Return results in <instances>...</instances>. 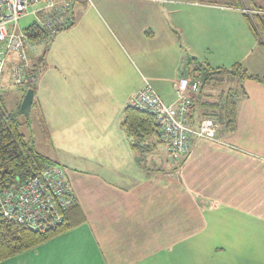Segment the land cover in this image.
Listing matches in <instances>:
<instances>
[{"label":"crops","instance_id":"crops-1","mask_svg":"<svg viewBox=\"0 0 264 264\" xmlns=\"http://www.w3.org/2000/svg\"><path fill=\"white\" fill-rule=\"evenodd\" d=\"M142 1L122 0L100 19L109 45L88 24L77 23L72 11L73 25L63 32L70 41L52 48L53 38L41 64L32 65L28 117L33 113L47 125L53 153L62 144L55 157L42 155L64 168L85 220L34 248L28 259L17 255L0 264L16 259L27 264H201V254L213 259L221 249L230 252L232 264H264V85L244 81L235 131L218 130L215 142L191 138L183 163L170 160L157 139L144 153L135 152L121 123L128 98L146 77L130 81L126 67L137 74L130 62L135 68L141 54L159 51L151 48L153 4ZM173 1L167 4L178 3ZM241 1V8L232 6L233 0L190 3L197 37L185 39L180 53H174L179 60L167 77L150 83L163 103L175 101L184 52L211 67L227 66L230 43L246 30L243 13L257 12ZM167 21L165 14L160 17L159 32ZM257 51L244 55V65L250 74L263 76L264 51Z\"/></svg>","mask_w":264,"mask_h":264},{"label":"built area","instance_id":"built-area-1","mask_svg":"<svg viewBox=\"0 0 264 264\" xmlns=\"http://www.w3.org/2000/svg\"><path fill=\"white\" fill-rule=\"evenodd\" d=\"M38 4L40 6L32 13L36 16L37 25L46 31V37L69 24L71 0H0V77L7 56L15 54L17 61L12 63L10 80L25 90L34 84V77L28 71L27 50L31 45L26 32L18 29V21L30 7ZM198 85V81L178 77L174 82L175 101L165 104L151 84L144 80L142 87L127 100L128 106L153 115L169 159L179 164L189 156L191 138L216 141L218 125L213 119H202L196 128L186 122L191 98L197 93ZM74 202L64 168L48 165L33 176L17 177L10 188L0 191V217L34 231L47 232L61 226L66 210Z\"/></svg>","mask_w":264,"mask_h":264},{"label":"trees","instance_id":"trees-1","mask_svg":"<svg viewBox=\"0 0 264 264\" xmlns=\"http://www.w3.org/2000/svg\"><path fill=\"white\" fill-rule=\"evenodd\" d=\"M233 1L232 6L237 8L243 6L241 0ZM171 2L174 1L170 0L168 3ZM69 13V24L65 28H59L57 32L69 29L73 25L71 20L72 3ZM243 14L249 24L250 22L254 23L264 41V13L250 12L247 14L244 12ZM24 31L29 41L33 43L46 37V31L39 27L37 22L32 23ZM260 45L264 51V42H261ZM27 53L29 60L32 59L30 50H27ZM45 54L46 52L39 58V62L44 60ZM181 67L179 77H189L188 75H190L191 81L199 83L198 91L191 98V105L186 115L187 124L193 128H196L202 119L210 118L217 123L218 130L222 133H233L236 129L239 100L246 95L243 82L252 80L264 85V75L250 74L239 63L233 64L230 68L211 67L192 57L185 58ZM31 74L34 77V73ZM33 86L34 84L29 88H33ZM20 125L18 112L7 109L0 93V191L10 188L17 177L33 176L43 167L56 164L35 150L20 132ZM121 127L131 139L132 149L138 154L148 150L152 140L157 139L159 142L161 140L160 131L153 115L145 110L127 105ZM84 220L85 217L76 202L66 210L61 226L47 232L34 231L13 220L0 217V262L34 249L55 235L83 223Z\"/></svg>","mask_w":264,"mask_h":264},{"label":"rangeland","instance_id":"rangeland-1","mask_svg":"<svg viewBox=\"0 0 264 264\" xmlns=\"http://www.w3.org/2000/svg\"><path fill=\"white\" fill-rule=\"evenodd\" d=\"M142 1V0H140ZM177 1V0H176ZM195 0H178V3H181V6H178L179 4H161V3H154L148 0H143L142 2H147L153 4L152 8V21H153V30L156 33L155 40L151 41V48L158 52H154L153 56L141 54V59L135 60V68L133 67V64L130 62V65L133 69H135L137 74H133V70L127 65L126 71L129 73L130 81H137L138 76L137 75H143L146 77V81H150L149 84L152 82V79L156 78H164L167 77L168 74L172 70L173 61L175 60V64L179 60V56H174V53L177 54L180 53V47L183 46V42L185 39L187 41H190V37L197 34L199 28H198V20H192L193 16L191 14V5L190 3ZM246 2V7L249 8V11L251 10H257L256 13H264V0H243ZM122 2V0H71L72 3V11H73V17L74 20L79 23L81 22L85 26L88 24L90 29L95 32L96 36L100 39L102 42H104L106 45H109V38H107L106 35H108V32L101 26V18L107 19L108 13L114 12L115 8L112 9V5H116L118 3ZM38 5H34L29 8L26 15H24L20 20L18 21V29L25 30L28 28L32 23L36 22V16L32 13V11L36 8H38ZM161 7V11H160ZM176 7H182L183 9L179 14H175ZM158 11L162 12V14H159ZM248 12V11H247ZM118 14V12H116ZM166 15L168 21L167 25L165 27V31L159 32L160 29V17ZM162 15V16H161ZM255 15V14H254ZM177 18V21L175 23V19ZM254 18V16H253ZM190 20H192L190 22ZM183 21L185 23H181V25L177 22ZM209 19L205 20V22L209 25ZM255 21V20H254ZM195 25H194V24ZM246 23V30L243 31V33L235 34L236 36L233 38H229L232 40L230 43V50L228 52L230 53V58L227 60V68H230L233 64L239 63L244 68V62L245 57L244 55L248 52L253 51V56L256 55L257 52H260L259 50H262L260 43L263 41V36L258 32L257 28L254 26V23L250 22L248 23L247 20H245ZM213 25V22H212ZM212 29L213 27L209 25ZM176 27H179L182 31H179ZM68 29H63L61 31H58L56 34L52 36L44 37L35 43L30 42L31 47L28 49L32 52L31 58L29 60V73H31L30 69H33L32 65L36 64L40 65L41 62H39V57L43 56V54L47 51L48 48L51 46V42L53 41V38L56 37V43L52 46V48H61L58 47V44H66L68 41V38L63 32H66ZM197 37V36H196ZM206 37L203 35H199L198 40L202 41L205 40ZM203 44V43H200ZM209 44V41L207 40V45ZM205 45V44H203ZM143 43H138V49H144ZM166 51L167 55H165L163 52ZM163 55H161L160 53ZM262 52V51H261ZM47 53V52H46ZM159 53V54H158ZM211 53L214 54L215 52L211 50ZM116 57H119L122 62L123 61V54L120 52H115ZM46 57V54H45ZM44 57V58H45ZM183 58H192L190 54L185 53L181 57V60ZM194 58V57H193ZM251 58V57H250ZM17 59V56L15 54H9L6 58L3 73L0 77V93L3 97L5 106L10 111H17L18 107L20 106L23 96L25 94V89L23 87H17L13 85L12 81L10 80V69L12 66V63ZM202 59V58H199ZM209 59H213L212 57H209ZM180 60V62H181ZM31 61V62H30ZM34 62V63H33ZM200 63H203L202 61H198ZM127 64V62H126ZM35 66V65H34ZM36 70V75L39 76V69L34 67ZM246 69V68H245ZM247 70V69H246ZM248 72V71H247ZM140 73V74H139ZM249 73V72H248ZM190 80H192L191 76L188 75ZM148 79V80H147ZM145 80V79H144ZM143 80V83H144ZM152 86V85H151ZM19 121L21 123L20 125V132L25 136L26 140L29 141L35 150L39 152L40 154H46L49 153V156L55 157L56 152L60 151L58 148H62V144L56 148V152L53 153L55 150L53 148H50L47 143L49 139V132L47 130V125L44 127V123L42 121H38L35 116H33V113H30V116L20 115L19 114ZM55 145V144H54ZM204 242V241H203ZM38 248V247H37ZM34 249L25 251L23 253L18 254V256H22L23 259H28L29 255H31V252ZM35 254V253H34ZM33 254V255H34ZM17 256V255H16ZM201 264H232L233 257L231 256L230 252L227 249L220 250L217 254L215 253V257L213 259H208L207 256L201 254ZM5 261V260H4ZM0 263H4L3 261ZM12 264H27L22 260L17 259L12 262ZM11 263H5V264H11Z\"/></svg>","mask_w":264,"mask_h":264},{"label":"water","instance_id":"water-1","mask_svg":"<svg viewBox=\"0 0 264 264\" xmlns=\"http://www.w3.org/2000/svg\"><path fill=\"white\" fill-rule=\"evenodd\" d=\"M33 95H34V90L33 88H28L25 91V94L23 96L22 102L20 104L18 114L20 115H29V109L31 107L32 101H33Z\"/></svg>","mask_w":264,"mask_h":264}]
</instances>
